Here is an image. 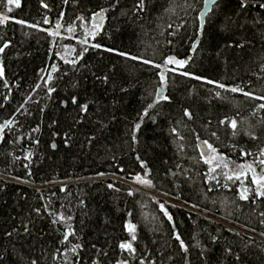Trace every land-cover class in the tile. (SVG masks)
Listing matches in <instances>:
<instances>
[{
	"label": "trees",
	"instance_id": "1",
	"mask_svg": "<svg viewBox=\"0 0 264 264\" xmlns=\"http://www.w3.org/2000/svg\"><path fill=\"white\" fill-rule=\"evenodd\" d=\"M203 3L0 0V264H264V0Z\"/></svg>",
	"mask_w": 264,
	"mask_h": 264
},
{
	"label": "rangeland",
	"instance_id": "2",
	"mask_svg": "<svg viewBox=\"0 0 264 264\" xmlns=\"http://www.w3.org/2000/svg\"><path fill=\"white\" fill-rule=\"evenodd\" d=\"M98 19H96V26H98L99 24L97 22ZM209 162L211 163L210 165L212 167H216V166H219V165H222L224 164V162H222L221 159H219V157H217L216 155H213L210 157V160ZM244 170V174L245 173H249L250 176H251V181L253 183V185L258 189V191H262V189L264 188V175L262 174H253L252 173V170L250 168H243ZM241 173V171H240ZM242 179L244 180L245 178L242 177ZM132 185H138L140 187H143V188H147L148 187V183L145 182V181H142L138 176L134 177L133 178V181H132ZM166 201L168 202H171L173 203V201L171 200H168V199H165Z\"/></svg>",
	"mask_w": 264,
	"mask_h": 264
},
{
	"label": "water",
	"instance_id": "3",
	"mask_svg": "<svg viewBox=\"0 0 264 264\" xmlns=\"http://www.w3.org/2000/svg\"><path fill=\"white\" fill-rule=\"evenodd\" d=\"M217 0H204L203 3V7H202V11L200 13V21L202 23L203 18L205 17V15L211 11L212 7L214 6V4L216 3ZM160 94H163L164 91L163 90H159Z\"/></svg>",
	"mask_w": 264,
	"mask_h": 264
}]
</instances>
